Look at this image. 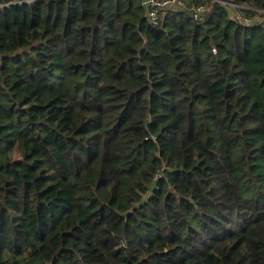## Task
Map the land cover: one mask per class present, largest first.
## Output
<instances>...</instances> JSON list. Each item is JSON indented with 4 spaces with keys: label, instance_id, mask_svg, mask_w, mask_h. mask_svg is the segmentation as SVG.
Masks as SVG:
<instances>
[{
    "label": "trees",
    "instance_id": "16d2710c",
    "mask_svg": "<svg viewBox=\"0 0 264 264\" xmlns=\"http://www.w3.org/2000/svg\"><path fill=\"white\" fill-rule=\"evenodd\" d=\"M183 1L0 0V264H264V0Z\"/></svg>",
    "mask_w": 264,
    "mask_h": 264
},
{
    "label": "built area",
    "instance_id": "2783aa9c",
    "mask_svg": "<svg viewBox=\"0 0 264 264\" xmlns=\"http://www.w3.org/2000/svg\"><path fill=\"white\" fill-rule=\"evenodd\" d=\"M142 4L145 8V16L150 23L156 24L159 19L160 12L163 8L169 5H183V0H142ZM232 4V3H231ZM236 7L238 5L234 4ZM206 6L203 4L194 5L192 14L194 19H201L203 13L206 11ZM235 16L245 24H250L252 20L244 15L242 12L235 10Z\"/></svg>",
    "mask_w": 264,
    "mask_h": 264
},
{
    "label": "crops",
    "instance_id": "0c3cea01",
    "mask_svg": "<svg viewBox=\"0 0 264 264\" xmlns=\"http://www.w3.org/2000/svg\"><path fill=\"white\" fill-rule=\"evenodd\" d=\"M263 19H264V17H263Z\"/></svg>",
    "mask_w": 264,
    "mask_h": 264
}]
</instances>
